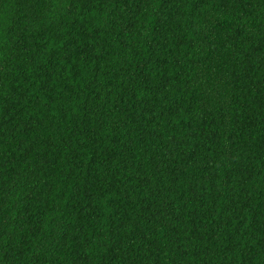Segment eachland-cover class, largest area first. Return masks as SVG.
Listing matches in <instances>:
<instances>
[{"label":"trees","instance_id":"16d2710c","mask_svg":"<svg viewBox=\"0 0 264 264\" xmlns=\"http://www.w3.org/2000/svg\"><path fill=\"white\" fill-rule=\"evenodd\" d=\"M0 264H264V0H0Z\"/></svg>","mask_w":264,"mask_h":264}]
</instances>
